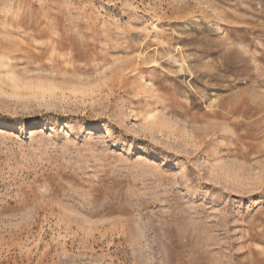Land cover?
<instances>
[{"label": "rangeland", "instance_id": "374dc122", "mask_svg": "<svg viewBox=\"0 0 264 264\" xmlns=\"http://www.w3.org/2000/svg\"><path fill=\"white\" fill-rule=\"evenodd\" d=\"M0 264H264V0H0Z\"/></svg>", "mask_w": 264, "mask_h": 264}, {"label": "bare ground", "instance_id": "6f19581e", "mask_svg": "<svg viewBox=\"0 0 264 264\" xmlns=\"http://www.w3.org/2000/svg\"><path fill=\"white\" fill-rule=\"evenodd\" d=\"M189 29V28H188Z\"/></svg>", "mask_w": 264, "mask_h": 264}]
</instances>
